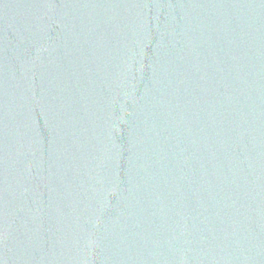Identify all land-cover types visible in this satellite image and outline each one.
I'll return each mask as SVG.
<instances>
[{
    "label": "water",
    "instance_id": "water-1",
    "mask_svg": "<svg viewBox=\"0 0 264 264\" xmlns=\"http://www.w3.org/2000/svg\"><path fill=\"white\" fill-rule=\"evenodd\" d=\"M0 264H264V0H0Z\"/></svg>",
    "mask_w": 264,
    "mask_h": 264
}]
</instances>
